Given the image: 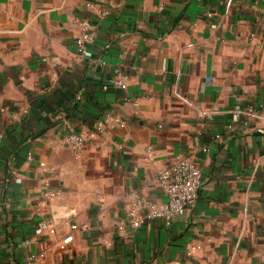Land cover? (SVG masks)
Wrapping results in <instances>:
<instances>
[{
  "label": "crops",
  "instance_id": "crops-1",
  "mask_svg": "<svg viewBox=\"0 0 264 264\" xmlns=\"http://www.w3.org/2000/svg\"><path fill=\"white\" fill-rule=\"evenodd\" d=\"M119 71L128 88H105ZM63 121L96 132L79 153ZM179 157L202 168L195 205L133 227ZM31 254L264 264V0H0V264Z\"/></svg>",
  "mask_w": 264,
  "mask_h": 264
},
{
  "label": "built area",
  "instance_id": "built-area-1",
  "mask_svg": "<svg viewBox=\"0 0 264 264\" xmlns=\"http://www.w3.org/2000/svg\"><path fill=\"white\" fill-rule=\"evenodd\" d=\"M94 5L92 1L87 3L89 7H93ZM94 38L95 26L90 20H85L82 23L81 34L77 38L78 50L81 54H88L87 45L92 43ZM109 85L126 90L129 85V76L119 71L111 77L104 87L108 88ZM249 114L254 115L255 112L252 110ZM111 119L113 117L110 114H107L104 119H100L97 123V131L102 130L107 121ZM63 122L67 126L65 142L76 153L82 151L89 138L94 137L96 134L93 131L85 132L78 130L68 121ZM158 180L166 192L167 199L156 203L135 202L128 210L129 220L133 227L137 228L149 220H164L167 224H171L176 216L185 214L197 201L199 189L202 185L203 171L195 161L186 157H179L159 172ZM45 195L49 198H55L58 193L48 191ZM39 227L49 228L51 227V223L45 219L39 223ZM72 227L77 228L78 226L73 225ZM72 240L73 235H67L63 239L62 247L64 248ZM35 259L36 255H28L26 258L27 264H33Z\"/></svg>",
  "mask_w": 264,
  "mask_h": 264
}]
</instances>
